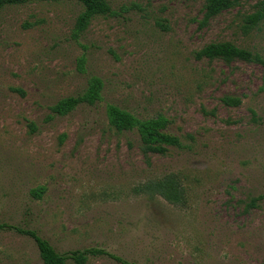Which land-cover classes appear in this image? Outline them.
Masks as SVG:
<instances>
[{
  "label": "rangeland",
  "instance_id": "1",
  "mask_svg": "<svg viewBox=\"0 0 264 264\" xmlns=\"http://www.w3.org/2000/svg\"><path fill=\"white\" fill-rule=\"evenodd\" d=\"M259 0L206 19L207 0H107L80 32L77 0L0 11V264L101 249L134 264H264V65L199 58L231 42L264 59ZM93 78L100 100L60 115ZM227 98L234 104L225 102ZM162 116L179 146L142 151L107 108ZM174 175L185 204L144 186ZM34 191V193H33ZM66 264H75L69 260ZM86 264H120L108 255Z\"/></svg>",
  "mask_w": 264,
  "mask_h": 264
},
{
  "label": "trees",
  "instance_id": "2",
  "mask_svg": "<svg viewBox=\"0 0 264 264\" xmlns=\"http://www.w3.org/2000/svg\"><path fill=\"white\" fill-rule=\"evenodd\" d=\"M29 1H50V0H0V11L6 5L23 4ZM57 1V0H53ZM84 6L83 12L77 19V29L82 32L89 25L90 21L97 15H107L111 13L107 0H77ZM241 0H207L205 7V17L210 19L216 15L235 7ZM264 20V0H259L255 6L254 13L247 16L244 27L248 30ZM199 58L210 60L220 59L226 63L234 60L245 62H255L264 65V59L260 54L252 53L247 49H242L231 42L212 43L205 46L198 53ZM101 81L93 78L89 82L86 91L77 97L71 96L60 100L53 106V111L64 115L73 111L80 104L95 105L100 100ZM228 104H234L235 100L227 98ZM107 116L110 124L118 131L136 130L140 136L142 151L148 154H164L168 147L179 146V139L166 132V120L162 116L149 119H140L127 110H123L116 105H109ZM148 191L156 193L174 204H185L184 188L174 175H167L163 178L148 182L144 186ZM34 193V191H33ZM15 229L21 234H29L37 244L40 256L44 264H66L72 260L75 264H86L90 256L108 255L120 264H134L126 259L113 254L106 253L101 249L76 250L66 254H61L47 241L38 237L32 231H24L21 228L2 226Z\"/></svg>",
  "mask_w": 264,
  "mask_h": 264
}]
</instances>
